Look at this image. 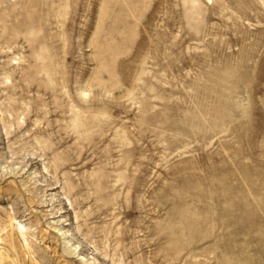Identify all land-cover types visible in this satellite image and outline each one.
Here are the masks:
<instances>
[{
	"label": "rangeland",
	"instance_id": "rangeland-1",
	"mask_svg": "<svg viewBox=\"0 0 264 264\" xmlns=\"http://www.w3.org/2000/svg\"><path fill=\"white\" fill-rule=\"evenodd\" d=\"M0 264H264V0H0Z\"/></svg>",
	"mask_w": 264,
	"mask_h": 264
}]
</instances>
